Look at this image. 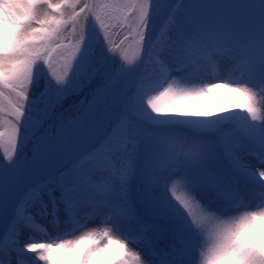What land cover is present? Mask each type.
I'll use <instances>...</instances> for the list:
<instances>
[{
    "label": "snow or ice",
    "instance_id": "obj_1",
    "mask_svg": "<svg viewBox=\"0 0 264 264\" xmlns=\"http://www.w3.org/2000/svg\"><path fill=\"white\" fill-rule=\"evenodd\" d=\"M75 3V0H0V148L4 150V156L0 158V184L8 180L7 173L11 169L18 171L25 165L33 163L35 154L40 150V141L46 131L45 120L48 109L45 107L38 114L29 117L28 104L30 102V90L36 80V73L39 66L47 72V76L55 81L59 87L62 86L69 70L78 56L86 37V29L91 19L95 25H99V32L104 33L103 40L108 52L120 59L123 66L131 68L127 57L123 59L118 55L116 37L107 34L105 15L109 12L117 13L121 10L138 11L134 25L127 23V18L118 20V27L134 33V39L138 48L144 49L147 41V29L150 22L154 0H83V6L76 12L73 9L72 15L67 19L63 17L62 9ZM46 6L48 14L39 18L38 7ZM255 6L264 13V0H255ZM181 11L185 4L177 6ZM180 11V12H181ZM176 10L170 17L171 30L162 32L156 36V42L160 45L157 64L159 72L165 76H171L173 69L169 61L174 63L177 69L191 70L188 61L190 52L199 49L207 50L213 54L226 57L228 65L235 71H241L251 77L259 78L261 83L257 95L260 97L261 105L264 106V20L262 28L257 36L250 30L238 27L230 18L204 17L198 5H192V11L185 21L180 23L176 19ZM35 24L36 27L32 25ZM71 24L72 28L68 29ZM79 26V36L74 42L71 41V34L75 33ZM128 37L124 36L126 40ZM153 44V39L151 45ZM150 45V46H151ZM67 68L63 77L55 75L53 60L57 54H65ZM151 53V48H150ZM149 53V54H150ZM95 75V73H93ZM123 77L119 74L113 75L105 80L98 90V96L107 97V108L115 120V126L111 133L105 138L103 144L94 152H90L61 174L70 181L68 184H61L60 191L62 200L69 212V219L74 210L87 208L93 211H104L112 224V230L116 237L105 231L99 238L94 232L81 236L78 240H63L58 237L61 243L27 242L20 248L18 233L21 230L18 212L8 227L6 233L0 237V264H27L25 253H32L34 264H98L97 250L101 243L105 246L116 245L121 250L119 259L115 264H185L186 241L182 235L169 232L167 229L160 230L166 235L164 237H153L152 233L156 228L147 223L145 219L133 207L128 195V177L133 167V151L135 146V131L132 129L131 121L127 115L136 99L141 96L145 87V78L141 75L137 81L135 90L127 98L118 94ZM240 94L241 107L253 124L260 119L256 107V97L248 88H233ZM210 91V88L201 89V92ZM157 93V92H156ZM199 92L173 91L171 85L164 87L158 94H149L143 97L147 108L156 115L163 112H171L174 109L164 107L160 101L164 97L173 99L199 95ZM14 95L16 102L11 105L10 119H5L8 112V96ZM95 108V103L92 106ZM222 116V115H220ZM194 117L210 119L207 113H195ZM32 120V133L29 137L24 131L26 119ZM248 118V117H247ZM260 124V123H259ZM252 125H241L236 121L231 123L221 120L216 127L206 129V136L199 140H190L183 137H172L165 141L164 159L167 161L161 169V174L168 168L179 169L181 166H194L199 174V182L205 190L211 193L215 199H229L237 196L242 184L252 178L259 190V202L254 204L253 210L241 217L235 224L222 228L218 223L214 231V240L209 248L205 264L221 255H225L231 264H264V246L258 247L251 237L254 231H260V238L264 240V227L257 229L255 221L264 220V136L257 137L251 134ZM33 142L32 155L29 156L24 147L26 141ZM182 143L186 151H176L175 143ZM129 145V157L126 165L117 169L113 157L121 153ZM258 147L259 149V173L250 170L249 165L241 157V151ZM103 153V158H98V153ZM223 154V159L231 165L232 174L226 175L217 169L218 158ZM118 180V187L114 183ZM17 181L22 176L16 177ZM186 183L184 176L174 177L167 182L161 181V188L166 190L173 201L187 215L193 230L202 233L206 231V225L201 222V216L213 213L196 198L195 195L184 190ZM35 191L32 189L26 194L25 200ZM51 194V191L50 193ZM24 201H21L23 207ZM199 210V213L198 211ZM219 220V217H215ZM119 222L127 228L129 235L138 233L142 236L140 245L135 252L128 249L131 241L116 230V223ZM14 236V240L9 237ZM55 246L63 250V255L54 256L50 249ZM19 249V251H18ZM131 256V261L129 257ZM191 264H197L196 252Z\"/></svg>",
    "mask_w": 264,
    "mask_h": 264
},
{
    "label": "rangeland",
    "instance_id": "obj_2",
    "mask_svg": "<svg viewBox=\"0 0 264 264\" xmlns=\"http://www.w3.org/2000/svg\"><path fill=\"white\" fill-rule=\"evenodd\" d=\"M53 2H58V0H53ZM104 2H109V0H104ZM75 4H79V6L82 7L83 0H75V3H70L62 9V14L65 19L72 15L74 8L76 12L79 11V7H75ZM179 4H185L182 11L177 7ZM193 4L198 5L199 11L204 17L230 18L238 27L250 30L257 36L261 31L264 13H261L259 8L255 6V0H171L170 7L172 14L170 17L173 16V10L175 9L177 13V21L180 23L184 22L186 17L192 11ZM129 10L122 9L121 12L117 13L109 12L104 17L107 34L112 35L113 37H116L118 32L123 34L117 39V44L123 39L127 31L119 28L118 20L113 19L112 17L115 16L123 19ZM37 13L39 18H43L46 14H48L46 6L38 7ZM154 23L155 18L153 14H151L147 34ZM32 26L36 27L35 24ZM164 26L165 27L162 32L171 30L169 18ZM71 28L72 25L69 24L68 29ZM103 35L104 33L100 34L99 32V25H95V23L90 19L87 24L86 37L82 48L73 63L72 69L69 70V76L62 86L58 87L55 84V81H52L51 78L47 76V72L43 66H39L36 73L37 78L34 81L29 94L30 102L27 106L29 117L38 114L45 107H47L48 118L49 114L61 98H64L70 93L78 90L95 75L102 77L109 71L112 58L108 57L109 52L105 46ZM78 36L79 26H77L76 32L71 34V41L65 40L64 42H74ZM158 54H155V57L153 56L154 58L151 59L152 62L148 64L147 55L144 53L140 62L137 63L136 69L132 70V73L129 71L128 74L123 77L121 87L118 89V94L127 98V96L135 90L136 83L140 79L141 71H144L145 67H151L152 69L156 68L159 70V65L157 64ZM65 55L66 53L63 55L57 54L53 60V70L55 75L61 78H64L63 73L67 68V63L64 58ZM188 55L191 57L188 61L191 65L190 71L177 69L176 65L169 61V66L173 69V71L170 77L166 76V84H168V86L170 84L173 91H179L181 87H184L186 90L191 88L200 89L203 83V79L201 78V75L203 76L202 72H208L210 74L224 72L229 76H235V82H232L230 78L229 83L226 84L227 92L225 97L220 99L213 98L214 108L218 111L217 114L208 103L196 106L195 108L198 113H207L211 118L203 119L209 121L211 124L213 123L214 127H216L221 120H227L230 123L232 121H236L241 125H252L250 129L252 135L257 137L264 136V106L261 105L260 97L257 95L261 80L258 77L252 79L246 73L233 70L228 65L226 57H221L220 55L213 54L207 50L198 48L190 52ZM93 73H95V75H93ZM148 87H150V85H148ZM212 88H215V86ZM233 88H248L249 91L256 97V107L258 109V115L260 116V119L255 121L257 124H253V122H251V117H249L246 110L240 106L242 103L240 94L233 91ZM159 91H163L162 88H159L156 91L157 93H154L158 94ZM200 94L207 100L210 97L207 92H201V89ZM98 98L99 101L95 105L94 110L85 116L81 121V125L69 134L68 138L64 142V147L60 151L51 154L40 165L37 171L38 187H53L60 189L61 184L66 185L70 183L67 177L61 175L64 170L88 153L94 152L100 148L105 138L111 133L112 128L115 126V120L119 117L113 116L111 110L107 108V97L101 98L98 96ZM8 101L14 104L16 102L15 96L9 95ZM177 111L183 118H185L188 114V110L184 105L183 109L178 108ZM123 115H127V117L132 119L137 126V143L135 144L133 151V163H136L135 168H137L134 171L131 182L129 181L127 186L128 195L133 207L143 218H154V220L149 223L153 225L154 228H156L154 224L158 222L156 219H161L163 221L162 223L164 225V229L183 236L186 241V264H191L192 259L195 258L193 256L194 252H196L197 264H205L209 248L214 240L213 230L217 227L218 223L226 221L230 224H235L236 221L245 215L243 211H241L242 205H244L245 202H249L252 199L256 200V202L259 201L257 199H259L260 189L256 184H253L252 187L248 188V191L240 189V201H237L236 197L230 198L231 203H237V205L232 208H225L224 206L221 207L219 204H222L221 201H212L215 211L206 209L213 213H207L201 216V222L206 225V231L199 233L193 230L187 215L180 209L176 202L173 201L169 193L161 188V181L167 182L174 177L183 176L184 174H181V171L187 168L186 165L181 166L179 169L168 168L167 171L161 174V169H163L167 163L164 159L165 141L167 140L165 134L166 132L146 125V123L137 118L132 111L123 113ZM5 119L7 120L10 118L6 116ZM24 131L27 135L28 131L26 128H24ZM130 148L131 147L128 146L123 151L126 154H129ZM175 148L182 151L186 150L185 146H178ZM255 148L259 151L258 147ZM249 150H252V148ZM243 152L244 150L240 153L241 157L245 163H248V161L244 159ZM118 155L119 154L116 156ZM3 156L4 150L3 148H0V158ZM98 158H103L102 152L98 153ZM143 158L148 160L145 165H141ZM218 163L217 169L220 172L227 174L223 171L222 165L228 164V162L223 159L222 153L218 158ZM192 168L193 169L189 174L195 183L198 182L199 174L194 166H192ZM249 169L255 170L258 175V166H249ZM19 173L20 170L18 171L17 169L9 170L7 173L8 180L0 184V210L7 208L12 202L13 196L18 187L16 177ZM0 175H3V173H0ZM185 178L187 183V177ZM250 180H252V178H250ZM186 183L183 186L184 190H187L189 193H193V190L187 186ZM260 183H264V181H260ZM251 193L252 196L250 197L249 194ZM255 197L257 198L255 199ZM168 204L172 206V210L166 211L167 213L163 215L162 212L164 206ZM197 211L199 213V210ZM105 214L106 213L102 210L93 211L87 208H79V211L77 209L75 214H73L70 219H67V223H65L64 228H59L58 231L63 234L64 230L65 232L66 230H72V227L79 226L80 223L84 222L85 225L83 227H77L78 231L75 233H67L64 235L65 238H63V240H78L81 236L91 233L93 228L98 227ZM216 216L219 217V220L215 219ZM261 225L264 227V220H262ZM106 226L109 227L110 225L106 224ZM260 228L261 227L257 226V229ZM123 231L124 234L128 236L125 237L127 240L129 239V241H131L132 238H135L140 245L142 240V236L140 234L133 233L129 235L127 228H124ZM1 234L2 231L0 229V237ZM96 234L97 237H99L101 233L96 231ZM150 234L155 238L158 235L157 228ZM260 236L261 233L258 230L251 234L252 239L258 247L264 246V240H262ZM54 241L55 240H52V242ZM104 244L105 243L102 242L100 249L97 250L98 264L102 263L107 258L116 256L117 253L116 250L110 251ZM61 255H63V253ZM129 260L131 261V258H129Z\"/></svg>",
    "mask_w": 264,
    "mask_h": 264
},
{
    "label": "bare ground",
    "instance_id": "obj_3",
    "mask_svg": "<svg viewBox=\"0 0 264 264\" xmlns=\"http://www.w3.org/2000/svg\"><path fill=\"white\" fill-rule=\"evenodd\" d=\"M171 0H156L155 3V7L154 12H155V16L156 17H160L161 15L164 14L165 16V21L163 24V27L154 34V26L155 23L152 25V27L150 28V31L147 34V41L145 43V47L144 49L142 47L138 48L136 45L135 40L138 39V37H136L135 39L134 37V33L128 35V39L127 40H121L123 41L122 45L118 48V55L120 56V58L122 59L123 57V53L125 50V47H127V51H126V57L128 59V61L132 64V62L136 59V57L140 54H144L147 55V62L148 64L152 62L151 59H153L155 56V54H158L160 52V45L158 42H156V36H159L162 33L163 28L165 27L164 25L166 24V21L168 18H170V15L172 14V10H171ZM136 15H138V11L136 13H132L131 10H129L126 14L125 17L127 18V23L131 27L134 25L135 22V18ZM124 17V18H125ZM156 35V36H155ZM153 39V44L151 45ZM121 41L118 43L120 44ZM151 45V46H150ZM197 47V46H196ZM150 48H151V53H150ZM198 49V47L196 48ZM206 52V51H205ZM150 53V54H149ZM154 56V57H153ZM108 57L112 58V63L110 66V69L108 72H106V74H104L102 77L99 76H94L93 78L89 79V82H91L93 84V88L91 89V91H89L88 93H84L82 95H80L78 97V99L76 101H71V104L68 105L57 117L56 121L53 123H47L45 128L46 131L43 133V139L40 141V150L35 154L34 158H33V163L30 164V167L28 169V171L26 172L25 169V165L20 169V173L19 175L22 176V179L18 181V183L20 184L23 180L27 181V185L24 188L23 194L20 198V200L18 201V203H13L11 205H9L7 208L0 210V223L3 224H9L12 222V220L15 217V212L21 207V201L24 202H34V200L36 201L37 198V192L41 189L40 187L37 186V171L35 172V166L39 160V158L42 156V154L45 151H51L52 154L61 150L64 147V135L66 133V131L68 130V128L72 125L75 116H78V118L80 119L81 117H83L85 114L89 113L92 109V106L94 103H96L97 100V90L96 88H98L99 86H101L103 84V82L111 77L116 70L119 68L120 66V59L116 56L111 55L110 53H108ZM134 66V65H133ZM131 67V68H127V70H129L130 72L132 70H135L136 67ZM133 68V69H132ZM151 67H145L144 71H141L140 77L141 75L144 76L145 80L149 81L147 78V75H149V73H152V68ZM128 72V71H127ZM133 72V71H132ZM131 72V73H132ZM203 76L201 75V78L203 79V83H202V87L200 89H206V88H210V91H205L207 92V94H209V99H204L203 95L199 94V95H191V96H184V97H179L176 99H173L171 97H164L161 99V105L164 107H171L174 110L171 112H163L160 113L159 115L153 114L148 108L147 105L143 99V97L152 94L154 92H156L159 88H162V90L164 89V87H167L164 84V81H157V85L154 87L150 86H145L142 94L140 97H138L136 99V102L134 103V105H132V108L130 111H132L137 118H139L140 120H143L146 125L152 126L155 129L158 130H162L163 132H166V137L167 139H170L172 137H183L186 139H190V140H199L202 139L206 136V129L208 128H213L214 124L210 123L209 121L204 120L203 118L200 117H194L195 113H198L196 110V106H200L203 105L204 103H208L214 110V112L217 114L218 111L214 108V101L213 98H224L226 95V84L229 83V78L231 76L225 74L224 72H219L217 73H213L210 74L208 72H202ZM227 75V76H226ZM225 83V85H224ZM215 88H212L214 87ZM200 89L197 88H191L189 90H186L184 87H181L179 91H188V92H199L200 93ZM208 101V102H207ZM64 102V99L61 98L58 101L59 103ZM11 103H8V112L9 115L8 117H10V113H11ZM183 105L185 106V108L188 110V114L185 118L181 117L182 115H180V113L177 111L178 108H182L183 109ZM131 121V126L132 129L135 131V144L137 143L136 137H137V126L135 124V122L128 118ZM24 127L26 129H28L29 132L32 131V123L30 122V119H26L24 122ZM144 128V127H142ZM131 148L132 146L129 145ZM175 147L178 146H184L182 143H175L174 145ZM32 148H33V142L30 140L29 144H28V149L27 152H29L32 155ZM135 148V146H134ZM176 151H182V150H177V148H175ZM187 150V149H186ZM184 150V151H186ZM244 154V159L246 161H248V165L249 166H258V161H259V151L256 150V148H252V150H248L246 152V150H244L243 152ZM137 156V155H135ZM128 158L127 154L122 151L121 153H119L118 156H114L113 160L115 162V165L117 167V169H121L123 168L126 164H124V160H126ZM148 160L146 158H143L141 165H145V163H147ZM219 164V163H217ZM261 167H264V165H260ZM186 169H184L183 171H181V174H184V177H187V183L186 185L189 186L192 190H193V195L196 196V198L201 202L202 206H204L206 209L211 210V211H215L212 201L216 200L218 202H222L219 203L221 207H225V208H232L234 206L237 205V203L230 202V198L229 199H215L213 198V196L211 195V193H209L208 191L205 190L204 186L199 182V178H198V182H193L192 178L190 177L191 171H192V166L191 165H186ZM223 171H226L227 174H232V167L228 164H223ZM259 168V166H258ZM257 171H259L257 169ZM133 172V169L132 171ZM131 180V173L128 177V181ZM114 183L116 184V186L118 187V180H116L114 178ZM132 184V183H131ZM246 186H253L251 182H246L244 183ZM243 187H241L242 189ZM35 189V191H33L31 193L30 196H28L27 200H25V196L27 193H29L30 190ZM248 191V190H247ZM249 196H252V193L249 194ZM247 196V197H249ZM236 197L237 201H240V194H238ZM257 197H255L256 199ZM259 200V199H257ZM259 202V201H258ZM258 202H256V200L252 199L249 202H245L244 205H242L241 211H243V213L246 215L248 212L253 211V210H260L259 208H252L254 207V204H257ZM65 206V213L67 215V217H69V212H68V208L66 206V204L64 203ZM172 210V206L170 204L165 205L164 209H163V215L166 214V211H170ZM77 211L74 210L72 215L75 214V212ZM79 211V208H78ZM174 215V214H173ZM172 215V216H173ZM31 222L29 223V226L32 227L33 229H42L40 223L38 222V218L30 216L29 217ZM145 221L147 223L152 222V220L154 219H149L148 217H144ZM158 222H156L154 225L158 230V235L156 237H164L166 234L164 232H162L160 229L164 228L163 225V221L161 219H157ZM101 224L96 227L93 228L91 230V232L96 233V231H99L100 233H103L105 231H108L113 239L117 238L115 233L112 230V224L111 221L108 217L107 214H105L102 217V220L100 221ZM116 223V230L117 232H119L121 235L125 236L126 234H124L123 229L126 228L123 224H120L119 222H115ZM106 224H109L110 226L107 227ZM256 226L262 227V220L257 219L255 221ZM65 224H56L53 225V227L51 228V234L46 238L47 243H51L53 245H57L59 243H61V240L58 239V237H62L61 233L59 232V228H64ZM125 237H128L127 235ZM99 238V237H98ZM52 240H55L54 242H52ZM129 240V239H128ZM189 242V241H188ZM105 245V244H104ZM139 246L138 242L135 240V238L131 239V243L128 244V249L131 252H135L137 247ZM109 248L110 251H117L116 256L111 257V258H107L105 261H103L102 263L99 264H115V261L117 259H119L120 255H121V250L118 248V246L116 245H108L107 246ZM22 248V247H20ZM19 251V249H18ZM51 253L54 256H58L61 255L63 253V250L59 247H55L53 246L50 249ZM28 253H25V255ZM32 258V256H31ZM131 258V256L129 257Z\"/></svg>",
    "mask_w": 264,
    "mask_h": 264
},
{
    "label": "water",
    "instance_id": "obj_4",
    "mask_svg": "<svg viewBox=\"0 0 264 264\" xmlns=\"http://www.w3.org/2000/svg\"><path fill=\"white\" fill-rule=\"evenodd\" d=\"M155 3H156V0H154V4H153V8L155 7ZM152 8V9H153ZM164 21H165V16L164 14L161 15L160 17H156V26L154 28V34L157 33L161 27L163 26L164 24ZM129 35V34H128ZM127 35V37H128ZM128 39V38H127ZM126 39V40H127ZM126 51H127V47H125V50H124V53H123V57H126ZM137 62V61H136ZM135 62V64H136ZM134 64V65H135ZM126 68L123 66L122 62L120 63V66L118 68V70L113 74V75H116V74H119L121 76H123L126 72ZM112 75V76H113ZM111 76V77H112ZM109 77V78H111ZM107 78V79H109ZM106 79V80H107ZM102 86V85H101ZM101 86H99L98 88H96L97 90V93H98V90L101 88ZM93 84L92 83H89L87 84L86 86H84L83 88H81L79 91L75 92L74 94L70 95L69 97L65 98L64 102L60 103L56 108L55 110L52 112V114L50 115L49 119L47 121H45V126L47 123H53L56 121L58 115L68 106L71 104V101H76L78 99V97L84 93H88L89 91H91V89L93 88ZM73 101V102H74ZM77 122H78V116H75L74 118V121L71 125V127L67 130L66 134H65V137L66 138L68 136V134L76 127L77 125ZM32 133V132H31ZM31 133L28 134V136L30 137L31 136ZM30 140L27 141L26 143V150L28 149V144H29ZM51 151H45L42 156L40 157L39 161H38V164H37V167L36 169L40 166V164L46 159V157L50 154ZM29 156H31V154L29 152H27ZM30 167V164H28L26 162V172L28 171ZM27 185V181L24 180V182L19 186L18 188V191L16 193V196H15V199H14V202L16 204V202L18 201V199L21 197L23 191H24V188L25 186Z\"/></svg>",
    "mask_w": 264,
    "mask_h": 264
},
{
    "label": "clouds",
    "instance_id": "obj_5",
    "mask_svg": "<svg viewBox=\"0 0 264 264\" xmlns=\"http://www.w3.org/2000/svg\"><path fill=\"white\" fill-rule=\"evenodd\" d=\"M229 223L226 222V221H222L221 223V227L222 228H227L229 227ZM211 264H231V262L227 259V257L225 255H221L219 257H216L214 258L212 261H211Z\"/></svg>",
    "mask_w": 264,
    "mask_h": 264
}]
</instances>
